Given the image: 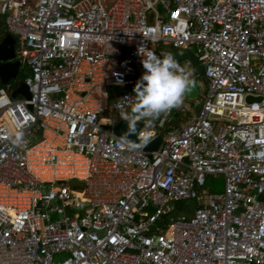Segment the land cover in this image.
I'll list each match as a JSON object with an SVG mask.
<instances>
[{
  "label": "built area",
  "instance_id": "2783aa9c",
  "mask_svg": "<svg viewBox=\"0 0 264 264\" xmlns=\"http://www.w3.org/2000/svg\"><path fill=\"white\" fill-rule=\"evenodd\" d=\"M0 16L29 94L0 87V264L264 263V0H0ZM164 45L192 51L202 100L164 133L185 107L161 114L148 157L100 118L130 108L138 48Z\"/></svg>",
  "mask_w": 264,
  "mask_h": 264
},
{
  "label": "clouds",
  "instance_id": "9594fccd",
  "mask_svg": "<svg viewBox=\"0 0 264 264\" xmlns=\"http://www.w3.org/2000/svg\"><path fill=\"white\" fill-rule=\"evenodd\" d=\"M138 54L145 69L136 82L134 96L122 100L130 101V111L121 116L128 123V131L123 136L133 146L144 148L154 137V121L161 114L179 108L184 97L192 90L193 72L182 66L171 52H163L162 57L149 48L139 47ZM143 121V127L137 132V123ZM15 129V138H23L22 125L15 117L11 121ZM135 133L139 142L127 139Z\"/></svg>",
  "mask_w": 264,
  "mask_h": 264
},
{
  "label": "water",
  "instance_id": "95a60500",
  "mask_svg": "<svg viewBox=\"0 0 264 264\" xmlns=\"http://www.w3.org/2000/svg\"><path fill=\"white\" fill-rule=\"evenodd\" d=\"M13 46H14V38L10 34H5L0 40V82L2 84H6L10 78H14L19 68V61L16 59L13 60V56H14ZM154 52L156 53L157 56H161L164 51L161 49H158V50H155ZM171 53H173V55L178 61L184 60V59H190L195 65L197 74L199 75L201 73L202 66L198 63L196 57L193 55L190 49H183L180 52L171 51ZM16 94H20L26 98L29 97L27 88L22 82H20L10 92L11 97H14ZM197 96H198V87L196 85V82L194 81L192 90L185 97L188 99H194ZM201 100H202V97L200 96V101L198 105L196 106V111L200 108ZM141 125L142 123L138 122L137 129ZM113 131L117 136L124 139L123 136L128 131L127 121L119 120L114 125ZM127 139L133 142H137L135 133L129 134L127 136ZM160 142H161V135L157 134L144 148H142V150L145 151L146 155L149 157L150 156L149 152L152 150H155ZM71 183L78 184L75 180H71Z\"/></svg>",
  "mask_w": 264,
  "mask_h": 264
},
{
  "label": "rangeland",
  "instance_id": "374dc122",
  "mask_svg": "<svg viewBox=\"0 0 264 264\" xmlns=\"http://www.w3.org/2000/svg\"><path fill=\"white\" fill-rule=\"evenodd\" d=\"M102 1H103V3L105 5H108L113 0H102ZM0 21L1 22L3 21V17L2 16H0ZM163 48L164 49H169L170 47L167 46V45H164ZM186 68H188V67H186ZM19 69L20 70L18 72V75H16V77H15L16 79H19V77L22 75V73H23V76L25 75L24 74L25 69H24V65L23 64H21V67ZM131 88H133V86H129V88H127V89H131ZM202 92H203V88H202V86H199V93L200 94L196 98H194V99H186V100L183 101V105H185V108L188 111L191 110L193 112V110H195L196 106L198 105V103L200 101V95H201ZM254 99L256 100V98H254ZM129 111H130V108L126 112H123V113L115 111L113 109H111L110 111L106 110L101 115L100 124H101V126H103L105 120L108 119V118H115V121L117 122L118 120L122 119L121 116L125 115ZM191 114L192 113H190V112L188 114L183 113L182 116H181L180 121L181 122H185L186 120L189 119ZM0 119L7 126H10L9 120L7 119V117L5 115H1ZM155 121H154V125H155ZM31 141H36V138L31 139ZM208 178L210 179V181L214 185H216V189L214 191H220L221 190V178L220 177H216V178L207 177L205 184H207ZM74 198H76V197L73 196V199ZM83 205H84V202L83 201H78L77 199H75V202L73 204L74 208H79V207H81ZM172 205H173V210L170 212V216L175 217V216H179V215H184V216L188 217V216L191 215V213L193 211L194 202L192 200L185 199V200H180V201L174 202V203H172Z\"/></svg>",
  "mask_w": 264,
  "mask_h": 264
},
{
  "label": "trees",
  "instance_id": "16d2710c",
  "mask_svg": "<svg viewBox=\"0 0 264 264\" xmlns=\"http://www.w3.org/2000/svg\"><path fill=\"white\" fill-rule=\"evenodd\" d=\"M5 34H10L8 31H7V29H6V27H5V25H4V22L2 21H0V40L2 39V37L5 35ZM11 35V34H10ZM12 36V35H11ZM13 37V36H12ZM20 70V69H19ZM19 70H18V72H19ZM18 72H17V74L16 75H18ZM16 77V76H15ZM11 78V79H9L8 81H7V83L6 84H2L1 82H0V87H5L6 85L8 86V90H12V89H14L21 81H22V79H23V73H22V75L19 77V79H16V78ZM118 89V88H117ZM178 116L177 117H174L173 116V111H172V113H171V117L168 119V120H166L165 122H164V125H163V128H162V130H161V132L162 133H164L165 131H167L168 129H171V128H173V127H176V126H178ZM207 186H208V188H209V190H211V191H214L215 189H216V185H214L211 181H210V179L208 178V181H207ZM252 264H257V263H252ZM261 264H264V263H261Z\"/></svg>",
  "mask_w": 264,
  "mask_h": 264
},
{
  "label": "crops",
  "instance_id": "0c3cea01",
  "mask_svg": "<svg viewBox=\"0 0 264 264\" xmlns=\"http://www.w3.org/2000/svg\"><path fill=\"white\" fill-rule=\"evenodd\" d=\"M181 50H183V49H172V48H169V49H165V52H171V51H175V52H180ZM186 59H184V60H179L178 62H180V64L183 66V63H184V61H185ZM189 61H190V70L193 72V79L194 80H198V74H197V71H196V68H195V65L193 64V62L190 60V59H188ZM21 66H19V68H20ZM19 68H18V70H19ZM18 72V71H17ZM17 74V73H16ZM11 79V78H10ZM202 94V93H201ZM199 95V94H198ZM201 96V95H200ZM186 99H188V98H185L184 100H186ZM184 107H185V105H184ZM196 111V108H195V110H193V112L190 110V111H188L186 108H185V111H183V112H178V111H176V110H173V116L174 117H177L178 116V126L180 125V124H182V123H184V122H181L180 121V119H181V116H182V114L183 113H185V114H188L189 112L190 113H192L191 114V116L194 114V112ZM190 116V117H191ZM189 117V118H190ZM185 118V117H184ZM183 118V119H184ZM177 127V126H176Z\"/></svg>",
  "mask_w": 264,
  "mask_h": 264
}]
</instances>
